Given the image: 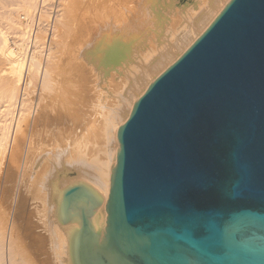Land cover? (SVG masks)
<instances>
[{"label":"water","instance_id":"water-1","mask_svg":"<svg viewBox=\"0 0 264 264\" xmlns=\"http://www.w3.org/2000/svg\"><path fill=\"white\" fill-rule=\"evenodd\" d=\"M117 137L105 226L88 183L58 197L71 264H264V0H230Z\"/></svg>","mask_w":264,"mask_h":264},{"label":"bare ground","instance_id":"bare-ground-1","mask_svg":"<svg viewBox=\"0 0 264 264\" xmlns=\"http://www.w3.org/2000/svg\"><path fill=\"white\" fill-rule=\"evenodd\" d=\"M15 1L16 3L21 2V0H0V264H42V257H39L35 253L34 243H36L37 240L32 242V238L35 233L33 229V225L36 224L35 219L40 217L39 219L43 220V218H41L44 216L43 214H45L48 220V223L44 221V228L48 232L45 242H53L56 247H61L59 251V260L65 262V264H71L69 257V235L76 225L74 223H59L56 217V210L60 193L65 187L76 181L88 183L103 197L101 206L93 215V224L97 229L105 226L107 220L106 203L110 192L111 175L114 169V163L117 162V155L120 149L117 137L120 125H115L116 127L114 128V124H117V121L119 122L121 119H125L124 122H126L135 102L146 92L150 84L186 52L197 38H199L210 26L230 0H207L206 7L197 12L192 17L191 21L187 18L188 22L191 23H189L188 29L179 35L176 42L170 43L171 41L169 42L168 40L171 39L165 37L166 39L168 38L167 41L169 45H166V47L164 46V49H161V51L158 50L159 52H157L156 49L155 51L157 53L155 54L156 56L154 55L155 58L153 57V59L149 61L150 63L148 62L146 64L145 62L142 63V61L139 62L140 60L138 61L137 58H143V51L151 50L153 53V50L158 47L155 45L154 48L150 44L153 50L148 48L153 38L147 37V30L150 31V29L147 28L148 24L143 25V22L145 17L148 19L150 18L147 16V11H144L146 14L141 13L143 9L140 10L141 12L139 11L140 14L146 15L144 19L142 18L143 20L141 19V21H143V26L138 28H135L137 25L130 26V22L134 21L133 17L138 18V15H135L136 12L138 13L135 8L134 11H136L133 17L131 16V14L133 15V13H131L132 9L131 11L129 9L127 13L128 17L131 16L130 19L132 18V21L128 22L127 25V19L125 18L127 15L124 11L126 8L124 6L125 9H123L120 5L123 1L121 2L120 0L121 3L119 2V5L125 12V16L123 12V15L120 13L125 19H120H124V21L119 19L121 22H118L119 20H116L115 23L117 22L118 25L121 26L115 27L117 24H115L113 20L111 22L107 18L110 14H107V22H110L112 25L108 23V25L104 26L105 28L103 30V27L99 26L101 20L97 19V21L99 20L100 22H98L99 24H95L97 25L95 26L92 21H90L89 24L88 21L90 19L88 18V20V16L86 17V11H89V5L90 3L92 4L94 0H60L61 4L58 3L60 4L58 5L60 9L56 11L58 15L56 14V16H54L56 17L53 25L54 30L53 33L51 32L52 34L49 38V35L47 36L49 32L47 34H44V32L42 33L43 30L47 32L48 29L45 27V29H43L44 25L42 27L41 25L43 24V19H48L46 25H48V23L51 24V18L46 15L48 13L43 12L44 4L50 0H22V4L20 3L17 5ZM52 1L53 0H51V2ZM141 1L139 5H141L142 8L150 3V6H148L152 8L154 12L152 13L153 16L155 14L153 25L156 31L151 30V32L154 31V35L156 33L158 35L157 37L160 38V35L163 34V29L168 28H164L165 24L169 23H166L169 15L167 16L164 10L167 7L174 9L178 0H162L163 3L158 5L159 8L154 4L155 0ZM189 2L190 1L187 3ZM127 3L125 4L126 7ZM131 3L133 5H138L136 4L137 2ZM114 5L115 4H113V6ZM129 5L130 3L128 6ZM42 7L43 9L41 10ZM185 8L188 9L186 6ZM92 9L93 8L90 10L92 11ZM183 9L184 7L181 8V12ZM112 10L110 12H112ZM101 11L99 12L100 15ZM174 12L176 13V8ZM149 13L151 12H148V14ZM180 15L182 14L180 13ZM22 16L28 23L24 24L21 19ZM173 16V13H171L170 18L172 17V20L175 21ZM95 18L93 20L96 21ZM137 18L135 23L139 24L141 21L137 23L139 19ZM102 20H104L103 22L105 23L106 19L103 18ZM177 20L178 23L181 21L179 18ZM149 22L152 24V21ZM30 23L32 25H29ZM135 23L132 22V25ZM3 24L6 25V28ZM171 24V29L168 28V30H171L170 35L172 34V27L175 26L176 21L172 24L174 26H171ZM140 25L141 24H139V26ZM28 26L37 27L38 32H35L37 34L35 38H31V34L29 35L26 31L25 27ZM154 26L151 25V27ZM47 27L49 28V25ZM132 27L135 28L136 31L132 29ZM40 28L43 30L41 31ZM42 35L44 36L43 41L41 40L43 39ZM148 39H150L149 43ZM161 39H158L159 43ZM156 40L157 39H155V41ZM153 42L152 44L154 45L155 42ZM162 43L164 42L162 41ZM158 45L159 44H157V46ZM147 52L148 51H146V53ZM149 53L150 52L147 54ZM78 55H82L84 61H86L85 63L92 64L104 78L107 77V79L110 80V84H117L118 82L117 86H120L121 83L119 84L118 80H121V78L124 79L121 80L122 82L125 81L123 76L126 77V80L127 77L128 79L131 77L129 74L130 71H133V68H135L133 65H136V67L140 65L141 67H139L141 69L139 73L135 68L137 71H135L137 73L135 76L138 75V73L139 75L135 78L131 77L132 79H129V81L127 80V82H123L124 84L126 83V86L124 85V90L119 98L120 103L118 104V110L114 111L115 115L112 113V115H114L112 116L113 119L110 117L113 122L105 120L106 127L104 124H100V126H94L92 124L95 128H89L90 130L85 139L83 141L81 139L78 141L74 140L76 141L75 144H73L72 141V144L67 143L69 144L67 145L68 148L63 144L57 143V145L60 144V151L56 156H53V154L49 153V150L53 148L52 145H55L56 140L53 139L51 130L50 133L46 132L45 126L47 125L49 127L50 125L60 123L64 117L63 114L67 116V112H74L76 107L79 106L78 100L80 99L81 101L83 87L80 88L78 84L80 80L78 82L76 79L81 76L79 74V66L83 63L79 61ZM149 56L151 55L149 54ZM144 59L145 58L142 60L144 61ZM84 67L86 68V66ZM135 72H132L133 75ZM107 79L104 80L108 81ZM100 82L103 81L101 80ZM83 85L82 83L81 86ZM113 86L116 87V85ZM119 86L117 88H119ZM112 96L115 97V94ZM68 118L70 119V117ZM112 129L114 131H112ZM19 134L22 136L26 135V137L28 135L29 140L27 146H25L26 162L21 173L22 182H20V186H18L15 192L13 181H15L17 173H15L16 171L12 169L11 165H6V161L8 154V159L14 160L16 156L19 155L18 152L20 151L17 150V135ZM91 140L96 141V145L93 144ZM103 141L105 142L104 144H102ZM94 146H96V148L102 147L98 152V155L101 157V163L98 161L100 164L95 171L92 169L93 167L90 168L88 166V161L93 159L91 157L95 151H98ZM18 147L21 148L19 145ZM54 149L56 150L57 147ZM7 151L9 152L8 154ZM10 162L12 163V161ZM30 175L33 176V179L29 178L31 177ZM28 202L34 205L33 207L31 205L33 208L31 211L28 209ZM40 210H42L43 216L39 214ZM64 245L65 250L62 249ZM32 252L35 253V255H33ZM45 257L49 258V256H43V259H45Z\"/></svg>","mask_w":264,"mask_h":264},{"label":"rangeland","instance_id":"rangeland-1","mask_svg":"<svg viewBox=\"0 0 264 264\" xmlns=\"http://www.w3.org/2000/svg\"><path fill=\"white\" fill-rule=\"evenodd\" d=\"M18 1V0H17ZM95 1V2H94ZM93 1V3L91 4L90 3V7H89V11H86L87 13H86V17H87V19L89 20L88 22H89V24H90V21H92V22H94L93 23V25H95V24H99L98 22H100L99 20H101V23L104 21V20H102L103 18L104 19H106L105 20V23L103 24H99V26H102L103 28V30H104V26L105 25H108V23H109V25L111 24L110 22H107V20L109 19L111 22H112V20H113V22L115 23V21L116 20H119L120 18H124L123 16H121V14L123 15V13H124V16H125V12H126V15L127 16H125V18L127 19V25H128V22H130V21H132V18L130 19V17L132 16H134V13H135V11H134V8L135 9H137V11H138V13L136 12L135 13V15L137 16L138 15V18L137 17H133V20L134 21H132V22H134L135 23V21H136V18L138 19L137 20V23H138V21H141V19L143 18L144 19V17L146 16V15H144V14H146L145 12L147 11V16H149V18L151 19H148L147 17H145V20H148V21H145L144 20V22L143 21H141L139 24H141L140 26H139V24H133L132 25V22H130L129 24H130V26H134V25H137L135 28H138V27H141V26H143V25H146V24H148V26H147V28H149L150 29V31L149 30H147L148 32H147V37H152L153 38V40L151 39V41L153 42H155V43H157V44H159L158 46H157V44H155L154 42V45L152 44V42L151 43H149L150 41V39H148V43H149V49H152L155 45H156V47H158V48H155L154 50H153V53H152V51L151 50H146V51H148V52H150L149 54L151 55V56H149V54H147L146 53V51L144 52L143 51V55H142V57L143 58H145L144 59V61L141 59V58H137V60L139 61V62H141L142 61V63H144L145 62V64L146 63H148L149 61H151L152 59H153V57H154V55L157 53V52H159V51H161V49L163 50L164 48V46L166 47V45H169V42L170 43H175L176 42V40H177V38L179 37V35H181L186 29H188V26H189V23H191V22H188V19L191 21V19H192V17L197 13V12H199V11H201V10H203L204 9V7H206V4H207V0H196V2H195V0H178L177 2L178 3H176V6L174 7V9H172V8H169V7H167L168 9H170V10H168L167 8H165V10H164V12H165V14L168 16L167 17V21H166V23L167 22H169L170 24H171V21H172V24H174L175 23V21H176V24H175V26L174 25H172L171 24V26H174V27H172V34L170 35V33H171V30H168V28L169 29H171L170 28V24L169 23H167V24H165V27L164 28H167V29H163V34H161L160 35V38H158L157 36V34L155 33V35H156V37H155V35H154V31H155V26L153 25L154 24V16H155V14H154V16H153V14L152 13H154L153 12V10H152V8L151 7H149L150 6V3L148 4V5H146V7H144V8H142L141 7V5H139V3L141 4V0H140V2H139V0L137 1V0H121V2H120V0H103V1H101V0H94ZM113 3V4H115L114 6H113V4L111 3V2ZM137 2L136 4H138V5H133L131 2ZM164 1H169V0H164ZM188 1H190L189 3H187ZM204 2V3H201V2ZM52 2H54V0L52 1ZM51 2V0L50 1H47L45 4H44V9H43V7L41 8V10L43 9V12H46V13H48V14H46L49 18H51V21H50V23L52 24H49L48 22V25H49V28H50V30H49V28L47 27L48 25H46V21L48 20V19H43V24L41 25V27L43 26V29H45V28H47L48 29V31L46 32V30H43L42 28H40L41 29V31H42V33L44 32V34H47L48 32V34H47V36L50 38V35L53 33V30H54V19L56 18V17H54V16H56V14L58 15V13L56 12V11H58L59 9H60V7L58 8V5H60L61 3H60V0H55V2L54 3H52ZM62 2V1H61ZM101 4H100V3ZM107 4H106V3ZM121 4H120V3ZM124 2H129L130 3V5L128 6V4L129 3H127V7H126V3H124ZM195 2V3H194ZM197 2H198V4H197ZM22 4V0H21V2H18V3H16V1H15V4L17 5V4ZM58 3H60V4H58ZM96 3H97V5H96ZM109 3V4H108ZM161 3H163V1L162 0H155L154 1V4H156L157 5V8H159V6L158 5H161ZM191 3V4H190ZM200 3V4H199ZM50 4H52V5H50ZM102 4H104V5H102ZM123 7V9H125L126 8V10H122V7L120 6V5ZM122 4H124V5H122ZM131 4H132V6H131ZM190 4V5H189ZM205 4V5H204ZM55 5V6H54ZM95 5V6H94ZM100 5V6H99ZM119 5V6H118ZM184 5V6H183ZM191 5H192V7H191ZM195 7H194V6ZM204 5V6H203ZM92 6V7H91ZM116 6V7H115ZM124 6H125V8H124ZM135 6V7H134ZM148 6V7H147ZM185 6L188 8V9H186L185 8ZM96 7V8H95ZM103 7V8H102ZM108 7V8H107ZM113 7H114V9H113ZM120 7V8H119ZM130 7V8H129ZM132 7V8H131ZM137 7V8H136ZM141 9H140V8ZM178 7V8H177ZM184 7V9H183V11L181 12V8H183ZM201 9H200V8ZM91 8H93L92 9V11L90 10ZM100 10H99V9ZM116 8H117V10H116ZM139 8V9H138ZM149 8V9H148ZM175 8H176V13L174 12L175 11ZM198 8V9H197ZM96 9V10H95ZM98 9V10H97ZM112 10V12H110L111 10ZM129 9H130V11H131V9H132V11H131V13H133V15L131 14V16L130 17H128V12H129ZM143 9V12H141L140 10H142ZM151 9V10H150ZM180 9V10H179ZM46 10V11H45ZM95 10V11H94ZM101 10H103V11H101ZM117 11V14H116V11ZM101 11V15H100V12ZM108 11V12H107ZM141 13H144V14H140V12ZM145 11V12H144ZM168 13H167V12ZM170 11H172V12H170ZM187 11H188V13H187ZM53 12V13H52ZM94 12V13H93ZM98 12V13H97ZM119 12V13H118ZM123 12V13H122ZM148 12H151V13H149L148 14ZM186 12V13H185ZM105 13V14H104ZM115 15H114V14ZM121 13V14H120ZM171 13H173V15L175 16V15H178V16H175V18H174V16H173V19L175 20V21H173L172 20V17L170 18V16H171ZM180 13L182 14V15H180ZM185 15H184V14ZM95 14V15H94ZM103 14V15H102ZM107 14H110V15H108L109 17H107ZM139 14H140V16H139ZM186 14H188V15H186ZM52 15V16H51ZM94 15V16H93ZM102 16V17H100V16ZM105 15V16H104ZM119 17H118V16ZM121 16V17H120ZM151 16V17H150ZM180 16V17H179ZM185 17V16H187V17H185V18H183V17ZM96 17V18H95ZM98 17H100V18H98ZM108 19H107V18ZM128 17V18H127ZM96 19V21L95 20H93V19ZM124 18V19H125ZM181 19V21H179V23H178V20L177 19ZM188 18V19H187ZM21 19H22V21L24 22V24L25 23H28V21L25 19L24 20V18H23V16L21 17ZM97 19H99L98 21H97ZM124 19H120V20H122V21H124ZM142 19V20H143ZM171 19V20H170ZM183 19V20H182ZM184 19H186V20H184ZM44 20H45V22H44ZM53 20V21H52ZM118 21V22H121V21ZM149 21H152V24H151V22H149ZM184 21H185V23H187V24H185L184 23ZM53 22V23H52ZM96 22V23H95ZM142 22L144 23L143 25H142ZM146 22V23H145ZM181 22H182V24H181ZM115 24H117V25H115ZM114 25H115V27L117 26V27H120L121 25H118V23L116 22ZM179 24V25H178ZM4 25V24H3ZM2 25V26H3ZM29 25H32L31 23L29 24ZM51 25V26H50ZM112 25V24H111ZM151 25L152 26H154V27H151ZM168 25V26H167ZM95 26H97V25H95ZM123 26V25H122ZM129 26V27H130ZM179 26V27H178ZM4 27L6 28V25H4ZM3 27V28H4ZM32 27V28H31ZM45 27V28H44ZM152 29H151V28ZM135 28H133L132 27V29H134L135 31H136V29ZM179 29V31H178V29ZM25 29H26V31L29 33V35L31 34V38H35V36L37 35L36 33L38 32L37 31V27L35 28V26H28V27H25ZM35 29V30H34ZM177 29V30H176ZM181 29V30H180ZM184 29V30H183ZM32 30H34V31H32ZM151 30H154L153 32H151ZM166 30V31H165ZM170 31V32H169ZM182 31V32H181ZM36 32V33H35ZM46 32V33H45ZM52 32V33H51ZM156 32V31H155ZM166 32H167V34H166ZM35 33V34H34ZM169 33V34H168ZM180 33V34H179ZM43 34V35H44ZM166 34V35H165ZM42 35V38L44 37ZM153 35H154V37H153ZM169 35V36H168ZM177 35V36H176ZM165 37H169V39H171V40H168V38L166 39ZM162 38V39H161ZM165 38V39H164ZM155 39H157L156 41H155ZM158 39H161V42L159 43V40ZM164 39V40H163ZM42 41L44 40V38L43 39H41ZM165 40H166V42L168 43H166L165 42ZM169 42H168V41ZM158 41V42H157ZM162 41L164 42V43H162ZM161 43H162V45H161ZM166 43V44H165ZM150 44L153 46H150ZM160 46V47H159ZM162 46V47H161ZM147 48V49H148ZM157 49V50H156ZM157 52H156V51ZM159 50V51H158ZM81 53V52H80ZM80 53H78V54H80ZM146 54V55H145ZM148 55V56H147ZM79 57H78V59H79V61L81 62V63H83V64H81L80 66H79V74L81 75L80 77H77V79L76 80H78V82H79V80H80V83H78L79 84V86H80V88H82L83 87V89H82V93H81V96H82V98H81V101H80V99L78 100L79 102V106L78 107H76V109L74 110V112L73 111H69V112H67V116L65 115V114H63V119H62V121L60 122V123H58V124H53V125H50L49 127L46 125L45 126V130H46V132L47 133H50V130H51V133L53 134V139L54 140H56L55 141V145H52V149L51 150H49V153H51V154H53V156H56L57 154H58V152L60 151L59 150V145L60 144H63L65 147L67 146V145H69V144H72V142H73V144H75L76 143V141H78V140H84L85 139V137L87 136V134H88V131L90 130V129H92L91 127H93V125L95 126V125H97V126H100V124H104V126L106 127V124H105V120H107V121H110V122H113L112 121V119H113V117L112 116H114L115 115V113H114V111L115 110H118V104L120 103V101H119V98L121 97V93L123 92V90H124V85L126 84H124L123 82H127V80L129 81V79L131 80L132 78H135L136 76H138L139 75V73H140V65H137V67H136V65L134 66L133 65V67H135L137 70H138V75H136L135 76V74H137L136 72V69L135 68H133L132 70L135 72L134 73V75H133V71H130V74L129 75H131V77L128 79V77H127V80H126V77L125 76H123L124 78H125V81H121V80H124L123 78H121V80H118L119 81V84H120V86H119V88H117L118 86H117V84H118V82H117V84H110V80H108L107 79V77H105L104 78V76L102 75V74H100L99 72H98V70L97 69H95V67H93V65L91 64L90 65V63L88 64V63H85L86 61H84V59H83V57H82V55H78ZM145 56V57H144ZM156 56V55H155ZM148 57V58H147ZM82 58V59H81ZM147 58V59H146ZM155 58V57H154ZM82 60V61H81ZM137 61V62H138ZM150 63V62H149ZM135 64H138V63H135ZM83 65V66H82ZM88 65H89V67H88ZM84 66H86V68L84 67ZM140 66V67H139ZM88 67V68H87ZM92 70V71H91ZM94 70H96V71H94ZM96 73H97V75L99 76V75H102V76H99V78H98V76L96 75ZM79 74H78V76H79ZM106 80H108V81H105L103 78ZM103 81V82H100L101 80ZM83 82H82V81ZM100 80V81H99ZM104 81H105V83H104ZM121 81V82H120ZM84 84L83 86H81V84L82 83ZM107 82V83H106ZM103 84H104V87H103ZM106 84V85H105ZM108 84H109V86H108ZM39 85H40V82H39ZM113 85H116V87L115 86H113ZM123 86V87H122ZM126 86V85H125ZM109 89H107V88ZM111 89H110V88ZM114 87H115V89H114ZM121 88V89H120ZM121 91H120V90ZM84 90V91H83ZM116 90V91H115ZM108 92H111V93H108ZM114 92V93H113ZM119 92H120V94H119ZM115 94V97L114 96H112V95H114ZM117 96H118V98H117ZM115 99V100H114ZM111 100V101H110ZM78 108V109H77ZM71 112V113H70ZM73 112V113H72ZM110 112V113H109ZM117 112V111H116ZM65 113V112H64ZM70 113V114H69ZM79 113V114H78ZM112 113H114V115H112ZM71 114H73V115H71ZM108 115V116H107ZM109 115H111V116H109ZM67 117V118H66ZM68 117H70V119L68 118ZM72 117V118H71ZM106 117H107V119H106ZM109 117V118H108ZM110 117H112V119H110ZM68 121H67V120ZM81 119V120H80ZM109 119V120H108ZM66 120V121H65ZM74 121V122H73ZM125 119H121V120H119V122L117 121V124H114V128L116 127V126H121V125H123L125 122ZM127 121V120H126ZM78 122V123H77ZM80 122V123H79ZM67 123V124H66ZM61 124V125H60ZM93 124V125H92ZM55 125H58V126H55ZM60 125V126H59ZM116 125V126H115ZM80 126V127H79ZM90 128V129H89ZM93 128H95V127H93ZM67 129V130H66ZM112 131H114L113 129H112ZM111 131V132H112ZM78 134V135H77ZM112 134H113V132H112ZM77 135V136H76ZM29 136L27 135V137H26V135H24V136H22V135H17V150L18 151H20V152H18L19 153V155H17L16 156V158H15V160L14 159H8V157H9V152L7 151V154H8V157H7V161H6V165L8 164V165H11L12 166V169L14 170V171H16L15 173H17L16 174V177H15V181H13V187H14V189H15V192L17 191V189H18V186H20V182H22V180H21V173H22V169H23V167H24V164H25V162H26V159H25V157H26V154H25V151H26V149H25V146H27V143H28V140H29V138H28ZM72 137V138H71ZM75 137V138H74ZM83 137V138H82ZM25 138V139H24ZM28 138V139H27ZM67 138V139H66ZM71 138V139H70ZM21 139V140H20ZM61 139V140H60ZM64 139V140H63ZM67 141H66V140ZM19 140V141H18ZM53 140V141H54ZM59 140V141H58ZM74 140H76V141H74ZM93 140V139H92ZM91 140V141H92ZM58 141V142H57ZM72 141V142H71ZM20 142V143H19ZM19 143V144H18ZM57 143H60L59 145H57ZM64 143H66V144H64ZM67 143H69V144H67ZM92 143L93 144H95L96 145V141H92ZM99 143V142H98ZM105 142L103 141L102 142V144H104ZM21 144V145H20ZM18 145L19 146H21V148L20 147H18ZM54 146H56L57 147V149L55 150L54 148H56V147H54ZM95 148H96V146H94ZM67 148H68V146H67ZM66 148V149H67ZM101 148L102 147H98V148H96V149H98V151H95V153L93 154V156L91 157V158H93V159H91V160H89L88 162H89V167L90 168H92L94 171L95 170H97L98 169V167H99V164L101 163V161H100V159H101V157H100V155H98V152H99V150H101ZM22 149V150H21ZM104 149V148H103ZM21 151H22V153H21ZM52 151H53V153H52ZM20 153H21V155H20ZM96 156V157H95ZM19 157V158H18ZM19 159V160H18ZM94 159H96V160H94ZM8 160H10V161H12V163L10 162V161H8ZM92 160H94V161H92ZM100 163H99V162ZM95 164V165H94ZM97 168V169H96ZM33 175V174H32ZM32 175H30L31 177H29V178H31V179H33L32 177ZM30 179V180H31ZM20 188V187H19ZM14 192V193H15ZM29 203V202H28ZM31 203V202H30ZM29 203V205H28V209H30L29 211H31V209H33L32 207L34 206V205H32V204H30ZM15 205V204H14ZM31 205H32V207H31ZM30 207V208H29ZM39 214H43V212H42V210H40V212H39ZM44 215V216H43ZM42 216L43 217H41V218H43V220H41V219H35L36 220V224H34L33 225V229L35 230V233L33 234V238H32V242H35V240H37V242L36 243H34V248H35V253L39 256V257H42V260H41V262H42V264H62V263H64L65 264V262H61L60 260H59V251H60V249H61V247H56L55 245H54V243L52 242H49V243H46L45 242V240H46V238H47V235H48V232L45 230V228H44V221L46 222V223H48V220L46 219V216H45V214H43ZM45 217V218H44ZM45 219V220H44ZM63 233V232H62ZM64 234V233H63ZM50 240V239H49ZM65 241V240H64ZM65 243V242H64ZM51 244V245H50ZM63 250H65V245H64V247L62 248ZM38 251H39V253H38ZM33 253V252H32ZM35 253H33V255H35ZM63 253H65V252H63ZM43 256H49V258H46L45 257V259H43Z\"/></svg>","mask_w":264,"mask_h":264}]
</instances>
